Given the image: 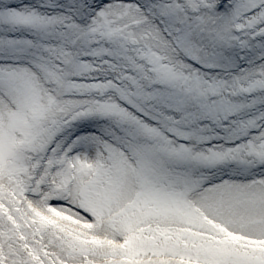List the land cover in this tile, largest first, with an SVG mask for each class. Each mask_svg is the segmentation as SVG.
Returning <instances> with one entry per match:
<instances>
[{
  "label": "rangeland",
  "instance_id": "obj_1",
  "mask_svg": "<svg viewBox=\"0 0 264 264\" xmlns=\"http://www.w3.org/2000/svg\"><path fill=\"white\" fill-rule=\"evenodd\" d=\"M228 1L232 3L231 11L233 13L231 15V21L227 22L224 28L228 33L233 35L232 28L233 26H237L242 29L243 37L237 35L235 38H231L230 36H225L226 32H215L206 29L207 27L201 25L199 22L202 21L205 16L221 17L227 15V12H213L210 14L208 10L214 6V0H190L191 6L197 12L194 18H190L182 9L181 5L175 3L171 6L173 13L189 25L187 26V32L190 33V35H186V31H184L186 34L181 35V38L186 41V43H184L185 46L175 51L168 42L166 48L161 49L163 52H160L157 51L154 44L150 46V43L162 37L159 29L151 18L146 17L133 4L113 1L99 7L100 0H90V5L93 6L92 9H88L87 26L86 29H83V26H79L73 21L75 15L73 0H0V5L2 6V10H0L1 25L10 26L14 31L20 29L23 25L36 26L35 28L37 31L42 34L41 41L35 44L36 41L34 38L11 37L4 33L5 29L0 26V57H28L26 60L33 58L43 65L45 62L51 73L49 76L50 78L57 77L64 81L65 78H63L62 73H68L67 80L64 81L66 83L64 90L59 93L53 92V89L47 85V79L49 77L41 81L39 76L28 69L24 64L18 67L9 66L0 68V81L5 82L6 85L18 95H20L21 89L23 88L25 92H31L33 97V106L30 109L27 106H22L17 97L4 98L0 96V98L4 100V103L0 105V133L2 131L9 132L7 136H3L0 139V208H3L5 213H9L8 219H12L18 227L21 228L20 230L17 229L14 231H16L17 234L20 235V239L25 242V245L21 249L25 250V254L29 253V256H31V259H27L25 254L22 255L24 264H28L27 261L29 260L34 261L36 264H81V255L84 253L88 255L90 252L87 250L84 252L76 251L77 247L75 244L78 243H76L77 241L74 242L72 237L80 238V233H77L75 230L86 232L92 237L95 236L99 241L105 238L116 242V239L111 233L105 232L101 228L91 227L85 219L81 218V216L76 214L73 210L58 206L57 203L59 201H67L72 204H84L90 211H94V214L101 218L102 221H107L102 223V227H107V225L110 224L108 218L114 215V213H117L119 216L132 213V209L138 208L143 202L142 197L138 198V195H141V193L138 190L137 183L140 182L142 178L146 177L147 173L155 169L156 164L150 165L147 163L144 176L138 171L141 168L140 166L138 170H136L135 178L128 191V195L123 196L122 194L120 197H115L112 192L118 189H113L117 188V186L111 180V163L108 162L107 167H105L103 171V175L97 176L91 183L90 175L94 174L93 171L95 168H93V161L90 153L86 148L83 149V147L87 146L89 140L88 138L82 137L80 139L82 144H77L75 141L76 139L73 138V131L78 127V125H75V121H78L81 116H93L99 113L117 115L123 120L128 118L135 119L133 115L129 116L128 113L116 103L115 96L119 94H123L132 102L149 110L150 113L157 112L154 109L153 95L142 94V98L139 99L136 95L137 91H132L125 81L129 80L131 77L130 66L137 65L139 68H144L145 61L147 60L146 58H151V60H154L157 64V69L159 71L158 77L160 79L175 83V85H180L183 79L186 80L192 77V71L182 66L179 70L176 69L177 66L174 65V63L179 61V53L184 50L199 55L211 63L221 65L226 71L225 74L214 76L212 81H207L204 75L197 77L198 84L201 83L202 85H206L207 91L204 92V96L207 100L210 101L212 96H214L215 99H212L211 102H216V100L222 96L220 93L222 90L216 86L215 82L228 85V83L232 82L233 78L236 80L241 79V82H243L241 86L234 88L235 91L234 93L232 92L233 95H226L225 97L229 98V101L236 102L234 105L237 107H239L238 105L246 104V106L249 107V113L234 114V110L231 107L232 104L227 103L224 104V115L221 119H225L226 117L229 122V120L235 116L234 120H238V115V117L242 119L241 122H246V125L236 134L228 131L229 134L224 137L232 139L234 137L250 135V130L254 127H258L262 121H264V110L262 109L264 105V63L260 65L257 64L258 59L264 56V46L258 40V37L264 34V0ZM41 4L45 6L48 5V10H46V12L40 11L39 8L43 7ZM11 5L20 8L12 10L10 8ZM256 7L260 8V10L256 12L257 15H255V13L251 14L250 11ZM88 14H90L92 18H89ZM143 16L146 19L143 18ZM137 18H139L140 21H145L149 26L140 28ZM191 20L194 21L192 22ZM196 26L198 30L194 33V27ZM66 28H68V30H66ZM223 30L222 28V31ZM78 31L84 38L82 41L80 40ZM61 35H65V37ZM3 39L12 40L11 43H14V40L20 41L24 39L25 41L21 40L20 42L26 43L24 46L25 50H21L19 54H5L2 52L3 45L1 43ZM226 41H228L229 44H233L236 41L241 44L244 50L242 57L245 58L246 64L244 68L240 69V65L236 59L229 65L226 64L225 61L218 60L210 55L212 50L216 48L222 53V43H227ZM72 43L76 46H72ZM33 45L37 47V49L39 48V50L35 52L38 53V57L33 56V53L28 50V48ZM117 45H119L120 50ZM133 46H135L136 49ZM76 48L78 50L76 55L79 65L70 72L66 71V68H63L61 71L57 70L56 67L58 66L55 59L59 56L68 58V54ZM44 49L47 51L51 50L50 54L47 56L43 55L42 51ZM252 49H255L254 54L252 53ZM41 56L47 59L43 60ZM86 57L90 59V62L88 60H83ZM22 66L25 67V78L29 79L28 81L34 85L35 90L29 88L27 91L25 82L18 85L21 79L20 73L22 71L20 68ZM255 68H260V70H256ZM101 70L103 72H101ZM233 70H239V73H234ZM244 71L248 73V78H244V74H242ZM74 74L84 75L82 78H84L85 75L103 76L105 81L98 84H86L83 81L75 83L72 77ZM114 74L122 80V83L126 82V84L117 86L113 80L112 75ZM180 74H182V76ZM253 74L254 76L252 79L251 76ZM256 74H258V78ZM126 85L128 87H126ZM140 90L143 92V88H140ZM237 91L240 92L241 95H248L251 96V98L245 97L244 99H235L234 94L238 93ZM67 92H69V94ZM64 93H67L68 96L64 97ZM44 95H48L53 99L60 98L64 101L79 102L78 104L67 102V104L63 105L61 110L58 111V109H56L54 114H59V121L54 122V120H52V122L46 124L43 130H39L35 123L38 122L39 124L49 113L46 108V103L43 101ZM101 95L104 97L103 100L99 99ZM226 98L225 100H227ZM182 99L185 103V98L183 97ZM195 103L196 102L190 103V108L199 113L197 119L203 116H218L213 112L201 111V104ZM166 105L175 106V103L166 102ZM184 107L186 108L185 105ZM76 110H78V113L72 114ZM62 121L63 123L67 122L68 126H70L68 131L63 130L66 129V127H61L59 124ZM174 124L175 127H177L178 123ZM230 126L232 128L234 125ZM145 129L146 132L153 133L159 138L163 136L161 132L153 129L149 125H146ZM46 131H48L49 134L40 143L42 146L38 148L35 147L37 141L43 137ZM181 131L188 137L205 139L198 136L195 130L183 129ZM18 133H22V136L19 137ZM211 137H213L214 140L221 138V136L215 134L213 130L210 131L208 138ZM57 139V146L52 150L50 159L47 162L42 161V166L38 165L40 159L36 161L31 159L32 161L27 164L26 168L16 167L15 162L17 164L21 163L20 159L16 160V150L18 148H22L26 153L28 152V156H31L33 148L37 151L36 154H38V150L42 154L46 146L51 145L50 143ZM160 142L161 144H165L162 139ZM117 143L119 145L106 146L110 147L111 151L122 160L121 165L128 163V168L131 170L134 169L133 164L129 162L127 157L121 152L120 148L124 143ZM73 147H82V151L77 156H68L67 151ZM170 148L173 153H178L181 158H197L198 160L213 164H223L225 167L229 161H244L249 165L248 168L253 171L255 170L258 159L264 161L263 154L260 155V157L254 158L256 153H260V151L264 150V130L258 136H252L249 144L245 148L239 147L237 149H229L224 147V145H219L214 146L213 150L204 151L200 149V151H195L193 146L181 149L174 146L172 147L171 142ZM136 160H140V158ZM32 162L36 165L28 173L27 180L24 182L22 190L10 184L5 185V181H11L13 177L18 174L17 172L21 169L29 168ZM52 168H55V170ZM51 170L54 172H51ZM117 171L121 172L120 170ZM34 176H38V179L42 178L49 185H52L55 192L53 198H48L46 196V186L42 187L41 181L38 185L37 181L33 182L31 180ZM256 179L264 186L263 177ZM162 184L166 186L168 183ZM77 187L81 189V192H74V189ZM177 187L182 188L178 176ZM199 187L200 183L198 180L193 186L182 189L188 202L184 201L181 205L177 206L175 210L161 211L155 218H142L140 219L142 222L136 226L135 230L121 231L116 235L117 238L120 239L122 236L133 234L138 227L147 225L146 227L150 229L147 234L155 237L157 239L156 244L161 243L160 246L150 244L136 251V253H133L129 249L128 252H119L112 256L123 257L129 264H137L141 259H149L153 256L180 257L183 260L190 259L198 262H211L213 264H264V233H259V229H264V211H262L261 218L258 222L254 224L248 223L249 226H245V224L238 226L240 221L233 213H228V211L225 210L226 215L220 212L217 213L207 207L209 205L205 200L201 198L198 199L196 196L198 195L197 190ZM2 189L3 195L1 193ZM193 189H195L194 193ZM10 192L14 195V201H17V203L11 199L9 195ZM1 196L3 197L1 198ZM180 197L183 198L181 195ZM27 199L28 204L21 206L22 202ZM6 200L13 202V211L9 210L8 205L5 203ZM19 205L25 208L23 212H20L21 207ZM189 206H191V209ZM72 218L76 221H72ZM6 220L7 217H5V215L0 218L1 232L9 229L7 227L8 223L4 225V223L7 222ZM41 222H46L49 226L45 228L41 225ZM116 223L120 224L121 222L116 221ZM56 225L59 227V230L55 229ZM217 225L219 228L222 227L219 232L216 231ZM71 230H73V232ZM57 231H60L59 234L69 235L75 244L72 241L69 243L60 241L57 237ZM206 237H212V240H210L211 242ZM221 239L227 241L223 243ZM191 242H195L198 245H191ZM116 243L119 244V242ZM211 243L213 246H210ZM15 244V242H10L12 248H16ZM141 245L136 243L137 248H140ZM189 245L192 246L191 249H189ZM84 246L86 245L84 244ZM83 248L86 249L85 247ZM228 248L241 256L246 255V253H253L256 255V258H254V261H238L235 260L233 255L222 259L207 258L210 257L208 255L218 254L220 250H226ZM196 251L205 255L198 256L193 254ZM224 254L225 253L222 255ZM109 255V253L104 256L101 255L100 257L96 255V257H94V259L91 258V260L94 262L98 261L99 263L102 259L109 258ZM206 255L207 257H205ZM17 256L18 255H13V258ZM0 259L3 261L1 264H13L2 246H0Z\"/></svg>",
  "mask_w": 264,
  "mask_h": 264
},
{
  "label": "bare ground",
  "instance_id": "obj_2",
  "mask_svg": "<svg viewBox=\"0 0 264 264\" xmlns=\"http://www.w3.org/2000/svg\"><path fill=\"white\" fill-rule=\"evenodd\" d=\"M226 10L228 11L227 15H223L221 17L219 16H215V17H211V16H205L203 18L202 21H199L201 25H204L205 27H207L208 29L210 28L212 31L215 32H226L225 36H230L231 38L236 37V35H232L230 33H228L227 30H225L224 26H226L227 22L231 21V15H232V3L231 1L229 2L228 0H226ZM143 18H145L143 16ZM146 19V18H145ZM138 25L140 28H143L145 26H149V24H146L145 21H140L139 18H137ZM219 24H218V23ZM219 25V27H218ZM223 25V26H220ZM1 26V24H0ZM83 29H86L87 26V22L83 23ZM222 28L224 29L222 31ZM227 29V28H226ZM79 32V31H78ZM4 33H6V30L4 31ZM192 33V32H191ZM1 34V31H0ZM80 35V40L82 41L84 38L81 35V33L79 32ZM188 35H190V33H188ZM63 37H65V35H61ZM241 37H243L242 35H240ZM24 40V39H21ZM20 40V41H21ZM12 41V40H11ZM10 40L7 39H3L2 41V52L7 53V54H14V53H20L21 50H24V46H25V42L21 43L18 40H14V43H11ZM25 41V40H24ZM155 45L156 48L159 49H164L167 46V41L164 40V38L160 37L157 40H155L153 43H150V46ZM13 45V46H12ZM206 45V43H205ZM264 46V43L262 44ZM118 49H119V45H117ZM15 51H13V49ZM78 48V45H77ZM77 48L72 51L71 53L68 54V60L66 62V66L65 68H67L66 71L70 72L71 70L75 69L79 63L77 60V55L76 53L78 52ZM120 50V49H119ZM163 52V51H162ZM252 53H255V49H252ZM37 54V53H36ZM249 54V53H248ZM247 54V56H248ZM211 56H213L214 58L218 59V60H223L225 61L226 64H229L234 62V57H228L225 54H221V52L216 48L214 50H212V52L210 53ZM177 66L179 67H183V68H188L192 70V77H190L189 79H186L181 81L180 84L182 86H178L176 87V90L174 92H170L167 93V95H171V98H173V100L175 102H178V104H184V100L182 99V96L185 94V91L188 90V92L190 91V95L191 97L189 99L185 98V106H186V112L184 113V115L180 118L181 120L178 122L179 125L181 127H183L184 129L187 130H195L198 132L199 136L201 137H206L208 136V130H210L209 126H200L199 124H197V116H199L197 112H194L192 110H190V102L193 98L201 101V103H203V106L210 112H214L218 115L219 120H220V116H223V110H224V104L227 103H231L232 104V108L234 110V112H236L237 114H247L249 113V107L246 106V104H241L238 105L239 107H237L235 102H230L229 98H226L227 100H225V96L227 95V93L229 94V96L232 94V92L235 91V87H239L243 84V82H241V79H235L233 78L232 82L228 83V85H225L224 83H219V82H215L216 86L218 88H220V90H222L220 93L222 95V98H220L218 101L216 102H208L205 101V96H204V92H206V85H202L201 83L200 86L197 83V77H199L201 74H203L202 72L192 68L191 66H189L188 64H185L183 62H181L179 60L178 63H176ZM261 68V67H260ZM260 68H255L256 70H260ZM48 69V68H47ZM20 70L22 71L20 73L21 75V79L18 82V85H20L22 82H25V87L28 91L29 88L34 89V85L29 82L28 78H25L26 76V71H25V67H21ZM58 70H62V68H58ZM99 70V69H98ZM25 72V73H24ZM101 72H103L101 70ZM242 74H248L246 71H244ZM67 72H63L62 76L65 80H67ZM216 76V75H215ZM183 77L185 78V76L183 75ZM63 81V80H62ZM61 82L63 88L64 85H66L65 82ZM233 89V90H232ZM35 90V89H34ZM157 93H160L158 95H156L155 93H152L151 95H153L154 98V108L156 109V111L160 110V105L159 103L163 100V93L160 91H157ZM142 94L147 95L148 93L145 91L142 92L141 90L137 91L136 95L138 96L139 99L142 98ZM20 104L22 106H27L28 108H32L33 106V97L31 92H25L24 89H21L20 92ZM43 101L46 103V108L49 111L48 115L45 116L46 118L41 121L39 124L38 122L35 123V125H37L39 130H43L46 127V124L52 122V120H54V122L59 121V114L55 113L54 111L56 109L61 110L63 105L67 104V102H72L74 104H78L79 101H64L63 99L57 98V99H53L52 97L48 96V95H44L43 96ZM228 101V102H227ZM4 103V101L2 100V98H0V105H2ZM62 105H61V104ZM78 113V110L74 111L72 114H76ZM129 116L132 115L131 113H129ZM166 116V115H165ZM83 117V118H87ZM82 118V119H83ZM117 119H120L116 116ZM81 120V119H80ZM121 120V119H120ZM221 121V120H220ZM124 124L126 125L127 128V132L131 135H135L136 137L140 134V133H144L145 129H143V125H145V123L141 120H139L138 118L135 117V119H126L123 120ZM168 122L170 125H173L176 120L175 119H169L168 118ZM61 125V127L63 126L64 128L66 127L65 130H68L70 128V126H68V123H63L60 122L59 123ZM246 125V122L242 123L241 119H238L237 121L234 122V128L233 131H231V127H228L227 130L229 132L235 133L238 132L241 128H243ZM255 129V128H254ZM253 130V129H252ZM9 134V132L7 131H2L0 133V139L3 136H7ZM49 132L46 131V133L44 132L43 137L40 138L37 143L35 144V147H41L42 144H40L42 142V140H44V138H46L48 136ZM88 136V135H87ZM89 138L92 139L91 136H88ZM51 144V143H50ZM136 145L138 146V149L140 151H145V152H149L150 148H147L141 144L136 143ZM242 148L246 147L247 144H241ZM162 148H165L167 146H165L164 144H161ZM181 147V146H180ZM214 148H212L211 150H213ZM210 150V149H209ZM39 151V150H38ZM264 155V150L260 151V153H256L254 155L255 157H260V155ZM107 163L110 162L111 163V167H112V175H111V180L114 182V184L117 186V188H113V189H118L114 192H112V194L115 197H120L122 194L123 196H127L128 195V191L133 183V179L135 178V170H131L128 168V163L126 164H122V160L117 157V155H115L112 151H109L107 154ZM17 159H27L25 157V154H22V158L19 157L18 155H16ZM148 158H146L142 164V173L143 175H145L146 173V165L147 163L150 165H154L152 162L147 160ZM191 160V159H189ZM197 160V159H195ZM260 161V160H258ZM90 163V161H89ZM106 163V159L104 160V168L103 170L100 172L99 176L103 175V171L105 170V167L107 165ZM258 163V162H257ZM16 167H24L23 164H17L15 162ZM35 163L31 164L29 168H27L25 171L24 170H20L18 172V174H16V176L13 177V179L10 181L8 180L7 182L5 181V185L10 184L12 186L17 187L19 190L23 189L24 186V182L27 180V175L30 172V170L32 168L35 167ZM38 165H41L38 163ZM37 165V166H38ZM257 167V165H256ZM117 170H120L121 172H118ZM25 172V173H24ZM157 169L154 170V175L153 173H147V176L149 179H146L147 183L145 188L143 189V193H142V197H143V202L140 204V206L136 209H132V213H127L126 215H124L122 218L119 219V221H121L120 226L123 228L124 231H130V230H134L136 228V226L142 222V218L145 217H156L157 214L161 211H168V210H175L177 208V206L181 205V203L188 202V199L185 198L184 193L182 192V188H178L177 187V177H174L171 182L168 183V185L164 186L161 184H157L154 183V179H155V175L157 174ZM160 175L162 178H166L168 176L171 175V172L168 170H163L162 172L158 173L157 176ZM173 176H175V173H172ZM172 176V177H173ZM185 181H186V187L187 186H193L194 184L197 183L199 177L193 176L189 173H185ZM149 180H151L154 184H149ZM42 183V187L46 186L45 188V193L46 196L48 198H53V196L55 195V192L53 190L52 185H49L46 181H44L42 178H39L37 180V184L39 185L40 182ZM74 192H81L80 188H75ZM2 195H3V189L1 191ZM204 196L201 198L203 200H205V196H208L206 198V203L209 205L207 206L209 209L215 211V212H220L223 215H226L225 211H228V213H233L240 221V223L238 224V226L245 224V226H249V224H254L256 222H258L261 218V213L262 211H264V186L262 185V183L259 180H255L253 182L250 183H246L243 184L241 182H230V181H224L221 184L212 186L207 188L204 191ZM180 195L183 197L181 198ZM3 196H1L2 198ZM198 197V199L201 196H196ZM5 203L8 205L9 210L13 211L12 207H13V202H9V201H5ZM190 207V206H189ZM191 208V207H190ZM235 209V210H232ZM225 210V211H224ZM185 215V214H184ZM4 216V210L1 209L0 210V218H2ZM175 216H183V215H175ZM229 216V215H227ZM76 217V216H75ZM80 218V217H79ZM72 221H76L73 220ZM41 225H43L45 228L48 226V223L46 222H41ZM140 228V227H139ZM222 228V227H221ZM221 228H219V226L217 225L216 227V231L219 232L221 230ZM21 228L19 227V230ZM138 229V228H137ZM250 229V227H249ZM259 233L263 234L264 233V229L261 228L259 229ZM138 242H142V247L144 248L145 246L151 244L154 245L156 244V240L154 238H152L149 235H142V236H134ZM20 236L14 232L13 230L10 229H6L4 232L0 231V246H2L5 249L6 254L9 256V259L12 260L13 264H24L23 262V258L22 255L25 254V252L22 249L19 248H12L10 246V242H20ZM71 240L70 236L69 237H64L63 242H71L69 241ZM69 241V242H68ZM195 242H191V245H195ZM156 245H161V243H157ZM191 245H189V249H191ZM198 245V244H196ZM78 249L81 248V250H83V245H75ZM140 248V249H141ZM76 249V251L78 250ZM130 251H132L133 253H136V250H139L137 248H131V245L129 247ZM100 251H96V253H99ZM197 254H203L200 253L198 251H196ZM29 254L26 253L25 256ZM13 255H18L16 258H13ZM12 256V257H11ZM244 258L247 260H253L254 258H256V255L253 253H248L246 255H244ZM2 263V260H0V264ZM28 263V262H27ZM30 264H35V262H31Z\"/></svg>",
  "mask_w": 264,
  "mask_h": 264
}]
</instances>
